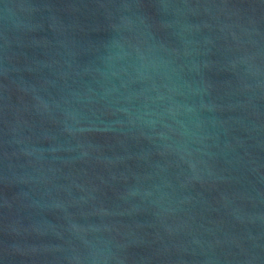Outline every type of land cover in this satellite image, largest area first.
Returning <instances> with one entry per match:
<instances>
[{
    "label": "water",
    "instance_id": "obj_1",
    "mask_svg": "<svg viewBox=\"0 0 264 264\" xmlns=\"http://www.w3.org/2000/svg\"><path fill=\"white\" fill-rule=\"evenodd\" d=\"M0 264H264V0H0Z\"/></svg>",
    "mask_w": 264,
    "mask_h": 264
}]
</instances>
